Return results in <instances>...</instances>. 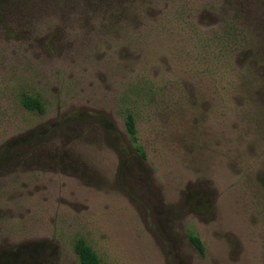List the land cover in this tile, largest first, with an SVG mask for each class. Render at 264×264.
<instances>
[{
    "label": "rangeland",
    "instance_id": "1",
    "mask_svg": "<svg viewBox=\"0 0 264 264\" xmlns=\"http://www.w3.org/2000/svg\"><path fill=\"white\" fill-rule=\"evenodd\" d=\"M77 239L264 264V0H0V264H78Z\"/></svg>",
    "mask_w": 264,
    "mask_h": 264
},
{
    "label": "trees",
    "instance_id": "2",
    "mask_svg": "<svg viewBox=\"0 0 264 264\" xmlns=\"http://www.w3.org/2000/svg\"><path fill=\"white\" fill-rule=\"evenodd\" d=\"M234 26L232 23H228L227 27L224 28L220 35H216L215 39L218 40L216 44L217 53L222 55H228V54H234L235 51H237L239 42L236 41V43H228V40H235V32L233 31ZM221 39L226 41L224 43L221 42ZM204 46L209 47L208 44H205ZM20 103L23 108H25L28 111H36L37 113H42V107L40 105V102L38 99L29 97V96H23L20 99ZM123 125L125 129V133L127 137L129 138L130 142L136 143V129L134 124V119L130 113H126L123 116ZM139 155L143 158V153L141 150H139ZM188 241L192 244L194 249L199 255H202L203 253V247L200 242V240L197 237L194 236H188ZM73 253L75 254L78 264H99V260L96 257V255L92 252V250L85 245L84 241L81 239H77L73 244Z\"/></svg>",
    "mask_w": 264,
    "mask_h": 264
}]
</instances>
